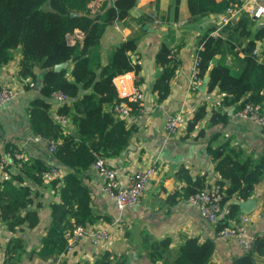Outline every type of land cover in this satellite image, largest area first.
Returning <instances> with one entry per match:
<instances>
[{
    "label": "trees",
    "instance_id": "16d2710c",
    "mask_svg": "<svg viewBox=\"0 0 264 264\" xmlns=\"http://www.w3.org/2000/svg\"><path fill=\"white\" fill-rule=\"evenodd\" d=\"M95 1L0 0V73L17 58L18 81L27 83V90L30 84L39 89L38 97L27 109L31 131L45 143H56L49 163L41 159L13 160L3 169L8 176L0 181V223L11 234L24 227L35 228L39 224L38 209L42 204L34 201L43 196L38 189L45 187V175L52 168H64L63 177L48 182L60 202L50 206V223L36 252L43 261L51 259V264H67L60 259L67 253L68 238L77 227L87 228L101 220L110 222L109 218L94 212L90 191L83 185L84 175L98 157L116 158L130 145L134 130L114 108L125 102L134 116L141 109L139 103L119 97L114 79L126 73L140 75L141 64L136 55L145 31L141 26L133 29L128 38L112 50L105 65L101 52V41L109 27L140 24L141 19L131 17L138 0H105L93 12L91 5ZM243 1L187 0L189 20L200 22L210 15H225L230 8L240 7ZM179 4L180 0H176L175 7ZM255 24L254 18L243 13L223 27L219 36L212 35L215 29L202 35L198 43L202 49L197 54L201 78L209 77L206 94L216 91L222 98L212 108L205 103L198 107L186 122V136L197 132L199 137L205 134V128L226 127L231 115L247 104L259 105L264 111V61L254 55L256 43L264 37V31L255 34ZM76 31L83 34V39H75L71 44L70 38ZM172 51L168 44L162 43L155 55L159 73L152 92L157 94L160 103L170 95L171 81L180 66ZM227 51L236 58L239 53L243 54L239 74L226 63ZM63 63H68V68L56 72L55 66ZM37 69L41 70V75ZM55 92L69 97L68 102L60 105L57 114L67 118L74 128L72 134L53 119L52 94ZM231 109L233 113L229 115ZM205 121L204 128L199 129ZM262 131L264 133V128ZM218 137L219 134L210 137L207 153L221 176L217 185L223 189L222 204H229L231 212L219 221L217 232L241 215L235 202L250 199L264 179V152L258 158L242 157L243 152L232 147L230 142L215 147ZM3 152L14 156L18 148L9 143ZM183 179L188 183L184 193L186 199L208 189L201 179L194 182L187 176ZM170 245L169 239L151 243V260H162ZM214 251L212 241L201 244L197 239H188L171 264H210ZM24 253L23 241L11 239L6 248V264H20ZM260 260L264 261V234L257 235L251 251L234 258L232 264H261ZM94 264H127V259L105 252Z\"/></svg>",
    "mask_w": 264,
    "mask_h": 264
},
{
    "label": "crops",
    "instance_id": "0c3cea01",
    "mask_svg": "<svg viewBox=\"0 0 264 264\" xmlns=\"http://www.w3.org/2000/svg\"><path fill=\"white\" fill-rule=\"evenodd\" d=\"M104 1L96 0L93 3V12H96ZM155 1L138 0L136 7L131 11V17L141 19L139 25L116 24L109 27L101 41V52L105 65L112 50L124 42L133 29L138 30L141 26L145 31L136 55L141 64V73L139 76L133 73L136 77L135 85L144 97L141 109L137 116L130 114L124 118L127 126L134 130L128 149L120 156L106 160L109 166L119 171L122 186L128 184L136 171L145 169L153 163L158 166V174L141 202L120 212L103 192L102 178L91 168L84 175L83 185L90 191L94 212L97 216L109 218L110 222L101 220L87 227V235L81 242L61 257L60 260L67 264H94L105 252L113 253L117 257L125 256L127 264H171L179 248L188 239H197L201 244L207 241L214 243L215 251L210 264H232L234 258L246 253L236 240L220 238L216 230L218 224L206 221L198 208L186 201L184 193L188 183L183 177L187 176L192 182L201 179L207 188L217 185L221 181V176L215 171V163L207 153L210 137L219 134L214 141L215 147L230 142L232 147L243 152L242 157L258 158L264 152L262 129L249 120L238 119L235 114H229L232 117L226 127L205 128V134L199 137L197 132L186 136L184 127L179 135L167 139L163 129L168 114L183 113L187 122L200 105L205 103L212 108L221 101L222 96L218 92L206 94L207 87L205 90L202 89L208 76L203 79L198 90L189 91V75L199 40L211 29L220 33L224 15H210L200 22H191L187 0H180L178 7H175L176 0ZM258 3L264 5V0H258ZM255 22L254 33L264 31V17ZM75 39L81 41L83 34L76 31L75 36L70 38V43L74 44ZM162 43L176 50L174 55L180 66L171 81L170 95L160 103L152 88L159 73L155 55ZM256 51L259 61H264V37L257 41ZM224 58L235 74L241 72L243 54L239 53L236 58L227 51ZM9 67L0 73V86H13L17 89L18 95L6 108L0 110V151L11 143L18 148L22 155L21 160L31 162L34 159H41L49 163L51 153L45 142L36 141V136L30 128L27 110L29 103L38 97L39 89L29 87L27 90V85L18 81L17 63L13 68ZM37 73L42 74V72L39 74L38 69ZM126 89L131 93L134 84H127ZM59 107L60 105L53 101V116L57 114ZM205 123L206 121L199 129L204 128ZM63 128L70 134L74 132L69 123ZM58 168L61 173L57 178H61L66 171L64 168ZM7 176L6 171L0 170V181ZM52 179L47 180L44 188L38 189L43 196L34 201L35 204H42L38 209L39 224L35 228L24 227L11 234L0 223V264H6V248L13 238L21 239L25 247L20 264H51V259L43 261L36 252L40 249V240L50 223V206L60 202L56 192L48 184ZM263 187L264 179L256 186L250 198L256 201L257 208L254 212L260 210L262 212V217L253 220L248 228L256 235L264 234V197L261 193ZM103 226H109L110 240L96 247L91 241L90 234ZM165 239L171 240L168 252L162 260L152 261L150 244ZM259 262L264 264L263 260Z\"/></svg>",
    "mask_w": 264,
    "mask_h": 264
},
{
    "label": "built area",
    "instance_id": "2783aa9c",
    "mask_svg": "<svg viewBox=\"0 0 264 264\" xmlns=\"http://www.w3.org/2000/svg\"><path fill=\"white\" fill-rule=\"evenodd\" d=\"M243 13L249 14L254 20H260L264 17V5H260L258 0H244L240 7H233L227 11L222 18L220 27L223 28L227 26L232 20ZM212 35L219 36L220 33L219 31H215ZM200 49H202L201 46L198 47L197 53ZM175 51L176 50H173L172 53H175ZM256 54L257 51L255 50L254 55ZM129 83L134 84V90L131 93H128L126 89V85ZM135 83L136 77L133 73H126L114 79V85L119 97L127 98L133 103L137 102L141 107V102L144 97L136 87ZM202 83L203 79L201 78L200 58L198 54H196L189 75V91L198 90ZM30 87H35V84H30ZM17 95L18 91L15 87L11 85L3 86L0 90V110L6 108L17 97ZM52 99L58 105L69 101V97L63 92L53 93ZM114 111L121 117L125 118L130 116L131 108L127 103L122 102L114 108ZM235 115L238 119L249 120L257 127L261 129L264 128V111L259 105L247 104ZM53 119L61 126L68 123L67 118L59 116L58 114H55ZM184 127H186V119L183 113L168 114L166 116L163 129L167 139L179 135ZM36 141L43 140L40 137H36ZM46 145L49 152L51 154L54 153L56 143L54 141H49L46 142ZM21 158L22 155L18 152L12 156L10 153L0 151V170H3L9 163H12L13 160L20 161ZM92 168L103 180V192L112 200L116 209L120 212L138 205L150 189L151 182L158 174V166L153 163L145 169L136 171L128 181V184L122 186L120 183L119 171L109 166L106 159L98 157ZM60 173L59 169L52 168L51 171L45 175V178L47 180L52 179L58 177ZM261 193L264 197V187L262 188ZM223 196L224 193L221 186L215 185L190 196L186 201L198 208L202 218L211 224L217 225L223 216L228 215L231 212L229 204H222ZM261 217V210L253 212L250 215H240L237 219L231 220L228 226L223 227L218 232V236L224 240H236L243 250L248 253L251 251L257 236L248 230L249 225L253 220L260 219ZM86 235L87 228L77 227L68 238L67 252L73 250V248L79 244ZM90 235L93 245L96 247L100 246L110 240L109 226L100 227L97 230H94Z\"/></svg>",
    "mask_w": 264,
    "mask_h": 264
},
{
    "label": "water",
    "instance_id": "95a60500",
    "mask_svg": "<svg viewBox=\"0 0 264 264\" xmlns=\"http://www.w3.org/2000/svg\"><path fill=\"white\" fill-rule=\"evenodd\" d=\"M68 66H69L68 63H63L60 65H56L54 70L56 72H60L61 70L68 68ZM208 81H209V77L206 78L204 86L202 89H204V90L206 89ZM232 113H233V109H231L229 111V114H232ZM236 205L239 206L240 212L243 215H250L251 213L254 212V210L256 208V201L254 199H248L247 201H238V202H236Z\"/></svg>",
    "mask_w": 264,
    "mask_h": 264
},
{
    "label": "rangeland",
    "instance_id": "374dc122",
    "mask_svg": "<svg viewBox=\"0 0 264 264\" xmlns=\"http://www.w3.org/2000/svg\"><path fill=\"white\" fill-rule=\"evenodd\" d=\"M93 6H94V4L91 5L92 8H93ZM16 63H17V58L15 59L14 63L9 67V69L13 68V66H15ZM38 72H39V74H41V70L38 69Z\"/></svg>",
    "mask_w": 264,
    "mask_h": 264
}]
</instances>
